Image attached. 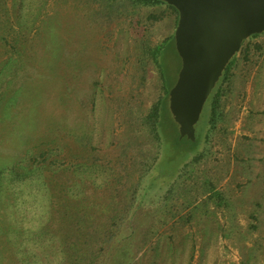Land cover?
<instances>
[{"label":"rangeland","instance_id":"rangeland-1","mask_svg":"<svg viewBox=\"0 0 264 264\" xmlns=\"http://www.w3.org/2000/svg\"><path fill=\"white\" fill-rule=\"evenodd\" d=\"M177 20L165 2L0 0V264H264V31L180 146L148 116L151 49Z\"/></svg>","mask_w":264,"mask_h":264},{"label":"water","instance_id":"water-1","mask_svg":"<svg viewBox=\"0 0 264 264\" xmlns=\"http://www.w3.org/2000/svg\"><path fill=\"white\" fill-rule=\"evenodd\" d=\"M178 12L174 45L180 57L168 92L179 137L195 140L204 104L242 42L264 31V0H162Z\"/></svg>","mask_w":264,"mask_h":264},{"label":"trees","instance_id":"trees-1","mask_svg":"<svg viewBox=\"0 0 264 264\" xmlns=\"http://www.w3.org/2000/svg\"><path fill=\"white\" fill-rule=\"evenodd\" d=\"M140 1L149 4H153L156 2H164L162 0H140ZM173 41H174V36H171L168 39L164 40L161 44H158L151 49L152 58L156 62L163 80L164 95L158 99L157 103L152 107V110L148 116H149V120L153 122L155 127L157 128L159 127L161 131H165L167 129L168 133L172 135L173 139L180 146H183L185 143H188L190 146L193 145L195 146L199 142L200 136L195 134V140H190L186 136L179 137L177 125L174 122L172 116L170 115V111L168 108V92L170 87L173 85V82L170 84L172 73L170 66H168V64L165 61V56L167 51L172 47H174L172 43ZM234 56L230 59V61L224 68L219 80H223L227 78L226 77L227 70L229 69V66L232 63ZM175 80L176 78L174 79V82ZM219 96H220V91L217 88H214L206 101V104L207 103L210 104L213 114L215 113ZM213 116L214 115H212L211 117ZM7 258H9L7 255H2L1 257L2 260H5Z\"/></svg>","mask_w":264,"mask_h":264}]
</instances>
